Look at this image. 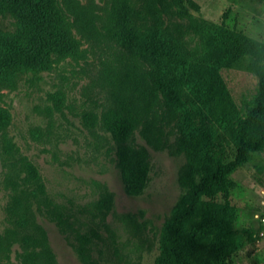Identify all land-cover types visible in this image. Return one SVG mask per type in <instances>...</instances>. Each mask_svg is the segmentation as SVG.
I'll return each instance as SVG.
<instances>
[{
    "label": "rangeland",
    "instance_id": "1",
    "mask_svg": "<svg viewBox=\"0 0 264 264\" xmlns=\"http://www.w3.org/2000/svg\"><path fill=\"white\" fill-rule=\"evenodd\" d=\"M61 6L69 42L62 59L0 80V107L12 114L7 133L38 167L47 190L34 201L35 225L20 226L11 210L21 194L15 171L0 157V264H159L166 228L187 201L185 143L208 140L211 168L216 157L235 158L237 116L224 108L233 102L244 116L260 93L264 0H61ZM88 24L125 35L159 28L186 57L183 67H169L165 94L131 138L150 164L138 194L127 189L113 135L87 118L118 96L109 77L124 59L107 37L84 30ZM0 25L9 33L22 30L14 11ZM210 79L222 91L206 108L202 94ZM60 91L62 101L53 97ZM204 199L215 209L229 199L236 216L226 235L216 233L215 223L211 235L190 236V264H264V148L229 175L227 192Z\"/></svg>",
    "mask_w": 264,
    "mask_h": 264
},
{
    "label": "trees",
    "instance_id": "2",
    "mask_svg": "<svg viewBox=\"0 0 264 264\" xmlns=\"http://www.w3.org/2000/svg\"><path fill=\"white\" fill-rule=\"evenodd\" d=\"M10 11L20 17L22 30L9 33L0 25V80H10L21 67L50 68L62 59L69 42L64 33L66 14L61 0H0V22ZM82 27L90 35H104L116 51L124 53L123 62L119 59L118 69L109 77L119 91L118 96L101 114L91 111L87 118L92 124L101 123L113 135L118 144L119 164L127 189L132 194L141 193L149 180L150 164L137 156L130 141L165 94L169 67L173 64L183 67L187 64L186 57L176 38L159 28L147 35H125L117 31L93 30L89 24ZM221 91L220 84L210 79L202 94L204 107L209 108ZM53 97L62 101L63 93L60 91ZM252 103L244 116L241 115L244 110L233 102L224 108L227 115L237 116L239 126L234 159L218 161L216 157V165L211 168L212 153L208 140L193 137L185 143L189 161L181 182L186 189L187 201L166 228L159 264H190V236L211 235L208 230H212L215 223L216 233L226 235L231 231L235 207L228 199L226 204H216L215 209L204 195L227 192L229 175L244 165L253 152L264 148V74L260 93ZM11 120L9 109L0 107V157L15 171L14 182L21 192L11 210L20 226H33L34 201L45 198L46 185L38 167L21 154L19 146L8 135ZM200 172L203 174L198 181L195 177ZM211 212H215L216 217Z\"/></svg>",
    "mask_w": 264,
    "mask_h": 264
},
{
    "label": "built area",
    "instance_id": "3",
    "mask_svg": "<svg viewBox=\"0 0 264 264\" xmlns=\"http://www.w3.org/2000/svg\"><path fill=\"white\" fill-rule=\"evenodd\" d=\"M263 219H264V217H263Z\"/></svg>",
    "mask_w": 264,
    "mask_h": 264
}]
</instances>
